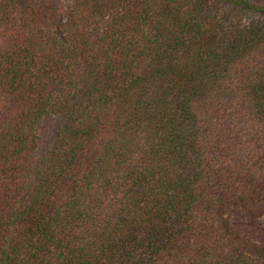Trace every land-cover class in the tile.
<instances>
[{
    "label": "trees",
    "instance_id": "16d2710c",
    "mask_svg": "<svg viewBox=\"0 0 264 264\" xmlns=\"http://www.w3.org/2000/svg\"><path fill=\"white\" fill-rule=\"evenodd\" d=\"M235 201L264 205V0H0V264H264Z\"/></svg>",
    "mask_w": 264,
    "mask_h": 264
},
{
    "label": "rangeland",
    "instance_id": "374dc122",
    "mask_svg": "<svg viewBox=\"0 0 264 264\" xmlns=\"http://www.w3.org/2000/svg\"><path fill=\"white\" fill-rule=\"evenodd\" d=\"M60 117L48 116L41 120L38 126L39 142L45 150L55 136ZM261 196L262 193L260 194ZM248 206V205H246ZM220 216L231 232L252 243L264 244V205L252 203L250 208H244L240 201L223 203Z\"/></svg>",
    "mask_w": 264,
    "mask_h": 264
}]
</instances>
